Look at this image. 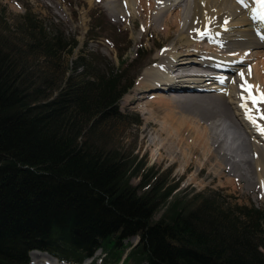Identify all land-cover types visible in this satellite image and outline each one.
<instances>
[{"label":"trees","instance_id":"obj_1","mask_svg":"<svg viewBox=\"0 0 264 264\" xmlns=\"http://www.w3.org/2000/svg\"><path fill=\"white\" fill-rule=\"evenodd\" d=\"M30 15L22 45L0 25V264H27L33 250L82 264L99 249L102 264H264V207L169 201L170 183L134 185L138 163L90 139L119 117L136 76L90 57L66 65L77 41Z\"/></svg>","mask_w":264,"mask_h":264},{"label":"rangeland","instance_id":"obj_2","mask_svg":"<svg viewBox=\"0 0 264 264\" xmlns=\"http://www.w3.org/2000/svg\"><path fill=\"white\" fill-rule=\"evenodd\" d=\"M108 1L110 0H0V25L3 22L4 29L2 30L12 45H22L27 40L24 31L26 29L25 19L31 13L30 16L36 19L49 34L58 33L66 40L77 41L76 47L63 57L66 65L71 61V58L82 56L85 60L90 57L95 68L125 69L130 77L136 76L134 86L119 102L121 111L119 117H114V119L103 123L93 135H90V139L100 147L114 149V152L120 153L125 161L133 164L138 163L131 173V182L134 185L139 186L145 178H149V186L156 179L168 182L175 188L169 201L184 198L185 206L190 208H194L202 197H210L221 205L233 209L242 205L264 207V188L262 190L257 181L252 187L247 181L237 178L230 172L231 164L236 162L242 170V172H238L236 169L238 173L243 175L247 168L240 162L239 156H234V160L229 161L231 152L224 149L227 142L242 140L241 133L233 128L232 123L229 120H224L221 122L222 127L218 129L219 131L211 128L210 134L212 136L214 133L217 143L214 157L211 156V151L207 146L202 147L205 142H199L201 136L204 135V122L209 126L212 121L220 120L218 116L213 118V115L220 109L218 111L215 108L214 110L209 109L207 104H201L199 109H192L189 108L191 101L189 104L186 101L180 105L168 101L169 98L163 101H152L150 97H146L139 101L140 103H135V98L140 94L139 90L143 95L155 92V89H149V91L140 89L138 83L144 76V72L152 68V65L158 62L157 60H160L158 57L155 60L158 53H162L167 48H174L181 54L188 53L180 51L188 49L189 45L181 42L182 38L175 29L174 16L172 19L169 18L172 30L163 32L161 31L162 26H159L158 22L154 24V14L148 8L144 13L143 11L140 13L141 16L133 17L129 13L126 15L129 16L128 20L123 18L121 13H119L120 16L117 13L114 15V12L108 7ZM149 4L152 6L153 1L138 0L139 7H147ZM118 5L121 8V4L118 3ZM208 40H194V43H201L197 46L203 48L216 49L214 43ZM250 51L256 54V58L245 63L249 66V72L255 65L261 70L264 66V47L251 48ZM39 61L41 66L46 69V62H43V59ZM255 79L261 92L264 93V78L261 77L259 80L255 77ZM61 84L57 83L56 86ZM231 106H233L232 103ZM180 107H186L183 108L186 111L183 113V120H178L179 118L175 120L172 111L180 112L178 111ZM171 115L174 119L170 117ZM184 119L190 124L192 123L193 126L186 125L189 134L183 136L182 131L180 144H173L166 139L165 135L170 134L169 129L172 126L176 130L177 123L184 122ZM211 119L214 120L211 121ZM197 124L199 126L196 127ZM161 126L164 128L162 131H160ZM223 128L228 131L225 133L226 135L222 136ZM219 134L220 139L216 137ZM225 138L226 140H224ZM160 141L163 142V148L154 145ZM191 147L196 149L194 154ZM149 186L147 185L146 188ZM166 207L163 205L158 209L156 219L164 214ZM138 241V236L120 239L119 247L123 249L125 246L137 244ZM33 252L35 251L30 252V261L27 264H31ZM101 257L102 250L99 249L95 256L85 260L84 264H94V260H97L96 264H102ZM59 262L61 263V261Z\"/></svg>","mask_w":264,"mask_h":264},{"label":"bare ground","instance_id":"obj_3","mask_svg":"<svg viewBox=\"0 0 264 264\" xmlns=\"http://www.w3.org/2000/svg\"><path fill=\"white\" fill-rule=\"evenodd\" d=\"M150 1H153L152 6L149 4L151 7L149 5L139 7L138 0H110L108 7L114 12V15L121 13V16L123 15L122 17L128 20L129 16L126 15L129 13L133 17L141 16L140 13L142 11L144 13L148 8L154 14V24L158 22L159 26H162L161 31L163 32L172 30L169 18L172 19L174 16L175 29L182 38L181 42L189 47L187 46L188 49H179L187 51V54H181L174 48H167L165 51H161L162 53H158L155 60L157 57L160 60H157L158 62L152 65V68L144 72V76L138 83L140 89L144 91L155 89V92L143 95L137 89L140 94L135 98V103L146 97H150L152 101H163L169 98L168 101L180 105L186 101L189 104L191 101L189 108L192 109H199L201 104H207L209 109L214 110L215 108L217 111L220 109L213 115V118L218 116L220 120L216 122L211 119L212 123L209 126L204 122V133L202 132L204 135L202 134L199 142L203 143L204 141L202 147L207 146L211 151V156L214 157L217 143L214 133L211 136L210 132L213 128L219 131L218 129L222 127L221 122L229 120L233 128L241 133L242 140L227 142L224 149L231 152L229 161L234 160V156H239L240 162L247 166L246 173L242 175L238 173L242 172L238 162L233 161L236 163L231 164L230 172L237 178L247 181L252 187L257 181L263 190L264 101L261 100V96L264 93L261 92L255 77L259 80L261 77L264 78V66L260 70L255 65L249 72V66L245 64L256 58V54L250 51L251 48L264 47V21L259 18L257 9L250 0L243 2L239 0ZM118 3L121 4V8ZM207 39L214 43L216 49L203 48L197 46L201 43H194V40ZM194 46H196L195 49H192ZM234 73L237 74V77ZM231 103L234 107L231 106ZM186 107H180L178 110L180 112L172 111L175 120L178 118V120H183V113L186 112L183 108ZM170 117L172 118V115ZM184 120V122L177 123L176 130L173 129V126L170 127V134L165 135L166 139L173 144H180L182 131L183 136L189 134L188 128L185 126L190 123L186 119ZM190 125L193 126L192 123ZM197 126L199 125L197 124ZM161 128L160 131L164 129L163 126ZM227 131L228 129L223 128L222 136ZM216 133L218 134V132ZM219 136L220 134L216 135V137ZM154 145L160 148L164 147L162 141L156 142ZM191 150L194 154L196 149L191 147ZM249 152L251 155L248 154ZM31 257V264L62 263L46 252L35 251Z\"/></svg>","mask_w":264,"mask_h":264},{"label":"snow or ice","instance_id":"obj_4","mask_svg":"<svg viewBox=\"0 0 264 264\" xmlns=\"http://www.w3.org/2000/svg\"><path fill=\"white\" fill-rule=\"evenodd\" d=\"M256 2L261 6L260 9L257 10V14L260 19L264 20V0H256ZM261 100L264 101V95L261 96Z\"/></svg>","mask_w":264,"mask_h":264}]
</instances>
